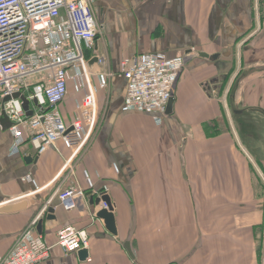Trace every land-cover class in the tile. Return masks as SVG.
<instances>
[{
  "label": "crops",
  "instance_id": "0c3cea01",
  "mask_svg": "<svg viewBox=\"0 0 264 264\" xmlns=\"http://www.w3.org/2000/svg\"><path fill=\"white\" fill-rule=\"evenodd\" d=\"M93 10L101 35L87 50L88 70L112 76L96 93L95 130L71 170L62 172L72 157L63 142L41 155L26 143L11 156L0 109V263L41 218L53 248L39 264L258 263L264 200L252 148L264 151V0H93ZM160 53L187 57L174 115L125 113L120 62ZM86 93L70 83L61 106L67 122ZM249 116L263 133L247 132ZM85 172L95 191L110 196L117 236L96 219L100 208L88 196L73 212L55 196L73 184L87 188ZM51 208L54 221L46 220ZM66 226L87 232L86 260L55 246Z\"/></svg>",
  "mask_w": 264,
  "mask_h": 264
},
{
  "label": "built area",
  "instance_id": "2783aa9c",
  "mask_svg": "<svg viewBox=\"0 0 264 264\" xmlns=\"http://www.w3.org/2000/svg\"><path fill=\"white\" fill-rule=\"evenodd\" d=\"M100 35L93 0H0V109L10 121L11 156L26 143L41 155L63 142L72 151L65 172L87 148L97 123L96 93L107 89L112 76L88 70L85 52ZM186 59L161 53L123 59L120 74L127 82L123 111L164 116ZM70 83L76 93L84 89L87 93L77 102L69 123L61 106L69 96ZM84 175L87 188L73 184L56 191L64 211L77 210L86 193L95 192L92 180ZM37 221L0 264H39L49 257L53 246L35 232ZM55 246L75 253L88 248L89 236L69 226L57 233Z\"/></svg>",
  "mask_w": 264,
  "mask_h": 264
},
{
  "label": "water",
  "instance_id": "95a60500",
  "mask_svg": "<svg viewBox=\"0 0 264 264\" xmlns=\"http://www.w3.org/2000/svg\"><path fill=\"white\" fill-rule=\"evenodd\" d=\"M200 56L204 58H209L208 55L206 54H200ZM230 73L229 71L226 72V74ZM174 103H175V96L173 95L169 101L168 107L166 109V115L167 116H173L174 115ZM6 123H9V119L7 118L6 114L2 112V119H1V124L4 125ZM10 124V123H9ZM71 130H69L70 132ZM26 162H32L33 157L28 156L25 158ZM87 196L90 198V205L94 206L95 208H98L101 204H105L107 206L106 209H102L96 214V219L103 221L104 226L106 231L111 234L112 236H117V226H116V220H115V206L113 202L111 201L110 196L105 193L104 191L100 192V196L98 198H94L92 192H88ZM7 210V208H5ZM46 220L48 221H54L56 219L54 215V209H49L47 213ZM43 223H44V218H41L36 226L35 232H37L38 235L43 236ZM67 227V226H66ZM63 227L62 229L66 228ZM61 230V229H60ZM59 230V231H60ZM126 250L129 252V254L132 255L131 249H130V244H125ZM79 254L82 259L86 260L88 258V250L87 249H82L79 251Z\"/></svg>",
  "mask_w": 264,
  "mask_h": 264
},
{
  "label": "rangeland",
  "instance_id": "374dc122",
  "mask_svg": "<svg viewBox=\"0 0 264 264\" xmlns=\"http://www.w3.org/2000/svg\"><path fill=\"white\" fill-rule=\"evenodd\" d=\"M248 115H251V114H248ZM251 119H252V117L249 116V121H253V123L251 124L250 127H248L247 132H250V133H260L261 132V133H263L262 132L263 129H261V127L256 126V124L254 123L255 120H253V119L251 120ZM255 122H257V121H255ZM253 127L255 129H252ZM259 128H260V130H257ZM261 138H262V135L261 134L258 135L257 139H261ZM258 148H259V150L262 149L261 147H258ZM258 148L255 146H254V148H252V152H253L254 157L256 159H259L258 163H256V165L253 163L255 166V179H256L255 190L258 193V197L260 199L263 198V200H264V168H261L262 167L261 163L264 164V151H263V153H261V151H259ZM249 149H250V147H249ZM261 169L263 172L261 171ZM261 249H262V247L260 248V251H259L258 263H257V259H256V264H259L261 255H264V249L262 251H261Z\"/></svg>",
  "mask_w": 264,
  "mask_h": 264
},
{
  "label": "trees",
  "instance_id": "16d2710c",
  "mask_svg": "<svg viewBox=\"0 0 264 264\" xmlns=\"http://www.w3.org/2000/svg\"><path fill=\"white\" fill-rule=\"evenodd\" d=\"M85 56H86L87 59L89 58V55H88L87 51L85 52Z\"/></svg>",
  "mask_w": 264,
  "mask_h": 264
}]
</instances>
